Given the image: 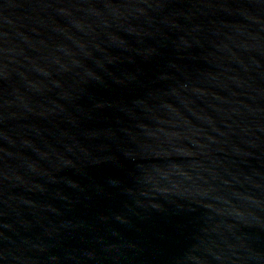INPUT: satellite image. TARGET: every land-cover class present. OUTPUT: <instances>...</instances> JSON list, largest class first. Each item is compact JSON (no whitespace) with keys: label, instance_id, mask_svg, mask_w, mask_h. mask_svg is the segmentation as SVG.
Masks as SVG:
<instances>
[{"label":"water","instance_id":"1","mask_svg":"<svg viewBox=\"0 0 264 264\" xmlns=\"http://www.w3.org/2000/svg\"><path fill=\"white\" fill-rule=\"evenodd\" d=\"M0 264H264V0H0Z\"/></svg>","mask_w":264,"mask_h":264}]
</instances>
